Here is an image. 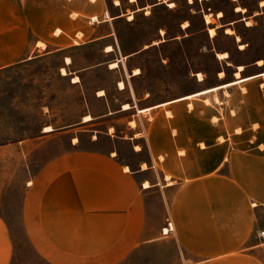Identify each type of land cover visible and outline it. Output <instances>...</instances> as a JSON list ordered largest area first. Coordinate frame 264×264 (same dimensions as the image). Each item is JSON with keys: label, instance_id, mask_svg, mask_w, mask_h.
<instances>
[{"label": "crops", "instance_id": "crops-1", "mask_svg": "<svg viewBox=\"0 0 264 264\" xmlns=\"http://www.w3.org/2000/svg\"><path fill=\"white\" fill-rule=\"evenodd\" d=\"M160 4L0 0V74L47 53L67 64L70 48L98 45L106 67L136 77L129 61L147 44L124 48L120 23ZM237 66L130 83L118 104L104 97L63 129L46 123L51 130L0 143V264H264V70L243 75ZM64 68L81 87L80 70ZM177 77L181 88L163 92ZM60 134H69L66 148L55 146ZM84 134L95 147L80 145Z\"/></svg>", "mask_w": 264, "mask_h": 264}, {"label": "rangeland", "instance_id": "rangeland-1", "mask_svg": "<svg viewBox=\"0 0 264 264\" xmlns=\"http://www.w3.org/2000/svg\"><path fill=\"white\" fill-rule=\"evenodd\" d=\"M147 1L152 0H139L140 3ZM161 1L158 6H148L149 16L138 13L132 24L120 23L119 34L124 48H143L142 45L147 44L129 61V67L137 64L141 70L136 77L123 76L120 70L106 67L98 45L70 48L66 51L70 57L67 64L61 52L47 53L11 66L10 71L0 74V143L33 136L46 123L56 131L63 129L66 124L78 121L87 108L94 112L98 110L105 104L104 97L112 104H118L127 95L130 83L133 87L149 85L158 78H174L179 73L195 80L191 73H212L224 66L234 69L239 64L245 66L243 75L264 70V6L260 7L261 0ZM236 7H242L244 11L236 10ZM217 11L221 12L220 17H217ZM205 14H210L212 22L205 21ZM185 25L187 27L183 28ZM208 27L215 29L213 36ZM226 27L233 33H226ZM173 35H177V42L159 44V39H171ZM241 44L243 48H240ZM223 51L228 56L219 60L216 52ZM165 55L169 57L161 62ZM258 59H262L263 64L257 68ZM64 66L72 76L73 71L80 70L76 74L81 87L69 85L68 76L62 77L60 67ZM227 74L230 76L229 70ZM121 76L125 77L126 90L119 92L115 83L122 80ZM184 78L173 79L163 92L181 88ZM161 82L158 80L155 86ZM99 89H103L105 96L96 97ZM22 100L33 104H15ZM247 104H256L254 93L247 95ZM68 137L69 134L56 135V148H66ZM105 142L106 139L99 141L100 144ZM80 145L96 146L88 141L87 134L81 138Z\"/></svg>", "mask_w": 264, "mask_h": 264}, {"label": "bare ground", "instance_id": "bare-ground-1", "mask_svg": "<svg viewBox=\"0 0 264 264\" xmlns=\"http://www.w3.org/2000/svg\"><path fill=\"white\" fill-rule=\"evenodd\" d=\"M169 5H172V3H169ZM260 5H264V0H261V1H260ZM236 10L244 11V8L236 7ZM209 15H210V14H205V15H204V18H205V21H206V22H212V19L209 17ZM220 15H221V12L219 11V12L217 13V16H220ZM248 22H249V21H247V23H248ZM225 31H226L227 33H233V30H232L231 28H229V27H226ZM208 32H209L210 36H213L214 33H215V29H214L213 27H209V28H208ZM236 39H239V37L236 36ZM241 47H243L242 44L240 45V48H241ZM107 48H108V49H111L110 46H108ZM226 55H227L226 52H218V53H217V57H219V58H223V57H225ZM68 60H69V59H67V61H68ZM262 62H263V61H262L261 59H258L257 64H262ZM110 64H111L110 66H115V65H116L115 62H112V63H110ZM242 68H243L242 65H238V66H237V70H241ZM139 70H140V69H139ZM60 72H61V74H63V75L67 73V71H66V69H65L64 67H61V68H60ZM134 72H138V70L135 69ZM133 74H134V73H133ZM218 74H219V73H218ZM220 74H222V72H221ZM238 74H239V71H237V72L235 73V75H238ZM260 74H264V71L261 72V73H259V75H260ZM194 75H195V74H194ZM197 76H198V78H201V77H202V74L198 72V73H197ZM253 76H254V75H249V76H245V77H240V76H239V77L236 78L234 81H231V82L225 83V84L220 85V86L209 87V88L203 89V90H201V91H199V92H197V93H195V94H205V93H209V92H212V91L217 90L219 87L226 86V85H229V84H233L234 82L241 81V80H244V79H248V78H251V77H253ZM77 79H78L77 76L73 78V80H77ZM119 85H120V86H124V85H123V82H120ZM101 94H102V92H101ZM190 96H191V95H187V96L184 97V98H187V97H190ZM214 99H215L214 101H217V100H218L217 97H215ZM206 101H207V99H206ZM86 118H88V116H86ZM51 129H52V127H51L50 125H45V127H44V130H51ZM29 182H30V181H29ZM144 183H145V182H144Z\"/></svg>", "mask_w": 264, "mask_h": 264}, {"label": "built area", "instance_id": "built-area-1", "mask_svg": "<svg viewBox=\"0 0 264 264\" xmlns=\"http://www.w3.org/2000/svg\"><path fill=\"white\" fill-rule=\"evenodd\" d=\"M196 76H197V75H196ZM170 229H172V226H171V222L168 221L167 224H166V226L162 228V232H163V233H166V232H168V230H170ZM257 235H258V237H259L261 240H264V230H260V231L258 232Z\"/></svg>", "mask_w": 264, "mask_h": 264}]
</instances>
